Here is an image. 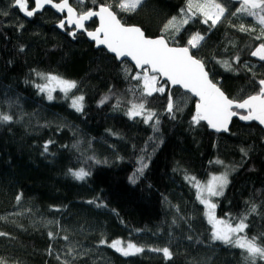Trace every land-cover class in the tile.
<instances>
[{"label":"trees","instance_id":"16d2710c","mask_svg":"<svg viewBox=\"0 0 264 264\" xmlns=\"http://www.w3.org/2000/svg\"><path fill=\"white\" fill-rule=\"evenodd\" d=\"M13 2L0 0V112L14 117L12 123L0 124V217L5 218L0 219V232L9 234L0 236V260L5 264H252L243 250L211 239L205 205L184 177L203 180L232 167L223 195L214 197L215 215L233 225L247 215V236L257 237L264 246V130L237 118L224 134L214 133L202 121L194 124L196 100L159 78V85H166L165 93L147 97L146 104L159 116V131L154 132L142 118L125 114L129 101L140 102L138 82L132 79L138 71L131 63L96 48L84 32L73 38L69 33L74 28L58 26L65 14L46 7L27 17ZM110 2L124 24L138 25L152 37L160 36L168 20L179 17L186 6V0H145L135 12L125 13L116 8V0ZM217 2L228 9L220 23L209 29L197 18L184 26L176 43L169 42L185 46L191 34L204 35L202 46L192 54L205 62L211 80L219 82L229 98L243 99L256 94L258 81L264 79V61L250 55L264 42L254 39L261 28L252 17L230 15L239 0ZM69 3L77 11L97 10L106 0ZM28 6L34 7L33 0ZM241 24L256 31L241 32ZM97 25L93 19L85 27L92 31ZM237 55L240 62L233 65L237 71H226L217 63ZM37 72L75 80L78 87L72 94L84 96L83 111L72 108L71 100L59 90L48 100L35 87L44 82ZM169 92L180 109H174V119L165 111ZM105 96L112 98L101 105ZM50 140L53 143L45 153ZM142 156L148 166L131 183ZM216 160L224 163H210ZM81 167L91 172L86 180L69 175V169ZM93 199L106 207L88 203ZM50 231L54 239L48 236ZM65 235L67 241L62 239ZM102 238L131 240L145 251L125 257L101 245ZM163 247L170 248L172 259L149 250ZM70 248L75 250L72 255ZM254 264H264V259L257 257Z\"/></svg>","mask_w":264,"mask_h":264},{"label":"snow or ice","instance_id":"6c2138e0","mask_svg":"<svg viewBox=\"0 0 264 264\" xmlns=\"http://www.w3.org/2000/svg\"><path fill=\"white\" fill-rule=\"evenodd\" d=\"M80 4H85L88 0H78ZM92 4H96V0H90ZM145 0H116V8L120 12H135ZM34 7L29 8L28 0H14L13 6L17 7L27 17L34 16L38 11L42 10L45 5H51L60 13H67L66 16L59 21V27L65 28V25L74 26V29L69 33L73 38L76 37L77 31L83 30L94 40L97 46L104 45L106 48L116 54V57H131L135 61V66L142 70L132 76L133 80L138 82L140 92V102L136 103L129 101L130 107L126 111V115L130 119L138 117L143 119L145 124H150L153 131H159L158 125L160 123L159 116L156 111L146 107L147 97L153 94H164L166 85L159 84V78L164 77L168 83L173 86H181L183 89L197 96L198 102L196 103V112L192 117L194 124H200L201 121L207 122L208 126L217 132L223 130L228 131V125L233 117L238 116L243 121H257L259 124L264 125V79L258 81L259 91L256 94L248 95L243 99L229 98L228 95L218 86L219 82L213 83L209 78V73L205 70V62L198 59L192 54V50H198L204 41V35L199 32L191 34L188 38L186 45L183 47L170 46V40L176 43V36L184 29L185 25L199 22L208 25L209 29L214 28L222 21L228 13V9L217 0H186V6L180 9L179 17L173 16L164 25L162 34L156 38L147 37L143 30L137 26H125L117 18V13L112 10L113 4L110 0L106 3L97 5L98 10L89 8L87 10L81 9L77 11L70 3L69 0H59L54 3V0H33ZM232 16H248L252 17L261 28L260 34L254 37L255 40H264V0H239V7L231 12ZM94 17L99 18V27L95 31H88L85 27V22ZM22 27V25H21ZM241 32H255V28H245L240 25L238 28ZM165 34L169 38H165ZM23 51V48H21ZM251 56L257 57L259 60L264 61V42L258 44L257 47L250 53ZM240 57L237 55L232 60L217 61L226 71H237L233 67L234 64H239ZM247 71L251 72L252 69L247 65L244 66ZM127 73L128 70L125 69ZM45 82L36 84L35 87L41 93L47 94L48 100H53V91L56 87L64 93L66 99L71 100V107L78 112L84 109V96H76L72 91L78 87L75 80H69L59 75L52 73H36ZM112 97L105 96L100 100V104L106 103ZM120 101L117 100L116 107H119ZM180 109L176 108L173 103L171 93L168 95V102L165 111L175 118V111ZM235 109V110H234ZM237 110H246L241 113ZM14 121L11 114L0 112V124H10ZM151 139V138H150ZM53 141H48L44 145V152H48V146ZM245 155V149H241ZM95 163H101L91 157ZM106 163V161H104ZM210 163L223 164V161L216 160ZM147 163L144 161L143 156L140 158V167L130 177V182L135 183L139 176L143 175L144 169L147 168ZM69 175L78 181H84L91 175L90 171L81 167L78 170L69 169ZM186 181L193 188L196 189L197 200L205 205V216L210 225H212L211 239L213 241H220L221 243L239 248L247 255L246 260L254 264L257 257L264 259V246H260L257 237H248L246 229L248 225L245 223L247 215L242 216L235 225L226 220L218 219L215 215L217 205L213 202V197L222 196L224 188L229 183L228 170L220 175H212L211 178L204 182L198 180L195 176L184 177ZM22 193L16 196V201L19 203L22 199ZM90 204H95L97 207H106L103 203H97L95 199L88 201ZM59 210V209H57ZM256 206L253 205L250 212L254 213ZM0 219H5L0 217ZM8 233L0 232V236H7ZM51 239L55 238L54 233L48 232ZM62 239L67 241L68 236H63ZM101 245H107L114 249L122 256L129 257L135 256L145 251L144 246L137 245L131 240L124 241L122 239H114L109 242L107 239L100 240ZM153 252L161 253L166 260L173 258V252L169 247L151 248ZM74 249H69L68 254L72 255ZM52 254L51 248L49 255ZM60 257L57 256V259ZM0 264H5L0 260ZM63 264H69L64 261Z\"/></svg>","mask_w":264,"mask_h":264},{"label":"water","instance_id":"95a60500","mask_svg":"<svg viewBox=\"0 0 264 264\" xmlns=\"http://www.w3.org/2000/svg\"><path fill=\"white\" fill-rule=\"evenodd\" d=\"M46 7H51V8H53L51 5H45L44 6V8L43 9H45ZM42 9V10H43ZM58 14H60V15H63V14H67L66 12L65 13H60V12H58L55 8H53ZM42 10H40V11H38L37 13H40V12H42ZM98 10V9H97ZM117 18L120 20V18L118 17V15H117ZM93 19H97V21H98V25H97V27H99V18L98 17H94V18H92L91 20H93ZM90 21V20H89ZM89 21H86L85 22V25L87 24V23H89ZM121 21V20H120ZM121 23L122 24H124L122 21H121ZM125 26H137V27H140V26H138V25H126V24H124ZM70 28H74V26H69ZM96 27V28H97ZM141 28V27H140ZM142 29V28H141ZM143 30V29H142ZM92 31H95V30H92ZM77 32H83V30H80V31H77ZM143 32H144V34L146 35V33H145V31L143 30ZM85 33V32H84ZM86 34V33H85ZM86 36H87V34H86ZM147 36V35H146ZM147 37H150V38H156V37H152V36H147ZM158 37V36H157ZM87 38L89 39V41L90 42H92V43H94V45H95V47L96 48H102V49H105L109 54H111V55H113L114 57H116V54L115 53H112V52H110L107 48H106V46H104V45H100V46H97V44H96V42L94 41V40H92L90 37H88L87 36ZM170 46H173V47H183V46H176V45H171L170 44ZM117 58V57H116ZM118 59V58H117ZM119 61H128L129 63H131L135 68H136V70L138 71V72H142V70L141 69H139V68H137L136 66H135V61H133L132 59H131V57H123V58H119L118 59ZM205 70L208 72V70H207V68H206V66H205ZM209 73V72H208ZM209 78H210V75H209ZM211 79V78H210ZM160 81L161 82H167L168 83V81H167V79L166 78H164V77H160ZM214 83V82H213ZM169 84V83H168ZM172 87H176V88H180L182 91H184V92H186V93H188V94H190L195 100H196V103L198 102V97L197 96H195L194 94H192V93H190V92H188L187 90H185V89H183L181 86H178V85H176V86H173V85H171ZM219 86V85H218ZM220 87V86H219ZM195 110H196V104H195ZM235 110V109H234ZM238 111V110H237ZM241 111H243L245 114H246V110H241ZM235 118H237V119H239V117L238 116H236V117H233L232 118V120H231V122L229 123V125H228V131H223V130H221V131H219V132H217L216 130H214V129H212L211 127H209L214 133H216V134H224V133H228L229 132V130H230V127H231V124H232V121H233V119H235ZM240 121H242V122H244V123H249L250 121H243V120H241V119H239ZM202 122H204L205 124H207V122H205V121H202ZM253 122H255L256 124H258L263 130H264V125H261V124H259V122H257V121H253ZM208 125V124H207Z\"/></svg>","mask_w":264,"mask_h":264},{"label":"rangeland","instance_id":"374dc122","mask_svg":"<svg viewBox=\"0 0 264 264\" xmlns=\"http://www.w3.org/2000/svg\"><path fill=\"white\" fill-rule=\"evenodd\" d=\"M143 74V73H142ZM45 82V81H44ZM43 82V83H44ZM157 86H160L159 84L157 85ZM53 87L55 88V90L53 91V96H54V94H55V92L56 91H60V88L59 87H56L55 85H53ZM74 91V90H73ZM46 96H47V94L46 93H44ZM77 96V95H76ZM80 96V95H79ZM228 170V180H229V178H230V175H231V173L233 172V168L232 167H224V169H222V171L221 172H218V173H211V174H209L208 176H206L203 180H200V181H204V182H206V181H208L210 178H211V176L212 175H220L221 173H223V172H225V170ZM213 199V202H214V197L212 198ZM219 219V218H218ZM221 220H223V219H221Z\"/></svg>","mask_w":264,"mask_h":264}]
</instances>
